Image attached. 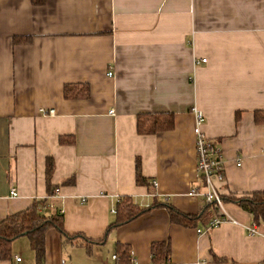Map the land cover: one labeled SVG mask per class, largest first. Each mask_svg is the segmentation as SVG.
Segmentation results:
<instances>
[{"label": "crops", "instance_id": "obj_1", "mask_svg": "<svg viewBox=\"0 0 264 264\" xmlns=\"http://www.w3.org/2000/svg\"><path fill=\"white\" fill-rule=\"evenodd\" d=\"M195 106L222 150V196L264 191V0H0V222L58 188L45 213L61 210L70 234L107 238L66 241L52 228L42 264H151L152 243L168 238L172 264H264V220L236 202L218 213L237 224L200 234L209 216L171 222L167 205L199 215L209 204L188 195L207 189ZM164 113L172 130L138 132L139 116ZM128 197L146 211L116 226ZM0 264L41 263L21 237Z\"/></svg>", "mask_w": 264, "mask_h": 264}, {"label": "trees", "instance_id": "obj_2", "mask_svg": "<svg viewBox=\"0 0 264 264\" xmlns=\"http://www.w3.org/2000/svg\"><path fill=\"white\" fill-rule=\"evenodd\" d=\"M33 1L36 4H43L46 0ZM82 86L84 87V90L82 91L84 94L82 96H88L89 87H86V85ZM78 89V85L67 86L66 95L69 96L71 93H74L75 90L78 94ZM256 120L258 122L263 121L259 115L256 116ZM174 126L175 117L172 113L141 115L138 119V132H140V134H155L160 131H168L172 130ZM52 168L53 160L49 159L48 175H51ZM137 181L140 184L147 183V179H145L139 171ZM57 189H55V191L50 190L48 197L36 200L27 210L10 215L5 220L0 222V257L2 259L5 260L12 257V245L14 241L21 237H27L30 240L32 249L36 253L38 262L42 264L45 258L46 233L52 228L58 230L66 241H73L80 238L84 239L86 242L95 241L87 238L81 233H68L64 227V215L61 210L52 215L45 213V206L48 202V198L52 197ZM223 199L226 202L238 203L243 209L253 214L256 222L260 223L261 220H264V191L254 192L240 198L236 196H223ZM153 207H155V205L152 206V208ZM166 207L169 212L171 222L184 226H196L204 216H209V220L211 221L217 215V210L214 204H208L207 208L202 210L199 215L185 214L171 205H167ZM145 211V209H140L138 205L134 204L131 198H125L120 201L117 206V216L119 219L114 225L118 226L126 224L143 214ZM105 236H107V233ZM105 236L103 239L96 240L95 242L99 244L104 243L107 238ZM117 250V255L120 257V260L127 261L130 259L132 250L130 247L118 244ZM151 252V264H172V242L170 238L164 241L153 242Z\"/></svg>", "mask_w": 264, "mask_h": 264}, {"label": "built area", "instance_id": "obj_3", "mask_svg": "<svg viewBox=\"0 0 264 264\" xmlns=\"http://www.w3.org/2000/svg\"><path fill=\"white\" fill-rule=\"evenodd\" d=\"M207 59L196 60V63L206 62ZM109 76L113 75V71H110ZM45 116H54L56 114L55 109H41L40 111ZM192 112L195 115V128L194 132L196 135V152H197V171L202 177L206 186V191L202 192L199 187H193L188 195L190 197L202 196L207 203L214 204L217 215L205 226L204 229H198V233H206L212 229L220 226L225 222H232L237 224L236 221L232 220L225 214L218 213V211L224 209L225 201L223 199L221 191L215 186L214 179L217 178L220 181L224 180V169L222 166V150L216 140L208 137L204 131V125L206 122L204 112L198 107H193ZM111 115H116V110L110 111ZM152 184L157 186V181H153ZM59 193V189L56 190V194ZM12 197H17L18 191L16 188L11 190ZM112 212L116 213V209H112ZM251 233H256V224L250 227ZM114 260H118L117 255L113 256ZM21 257H17V261H21ZM131 261L136 263L137 260L132 257Z\"/></svg>", "mask_w": 264, "mask_h": 264}, {"label": "rangeland", "instance_id": "obj_4", "mask_svg": "<svg viewBox=\"0 0 264 264\" xmlns=\"http://www.w3.org/2000/svg\"><path fill=\"white\" fill-rule=\"evenodd\" d=\"M26 241V240H25Z\"/></svg>", "mask_w": 264, "mask_h": 264}]
</instances>
